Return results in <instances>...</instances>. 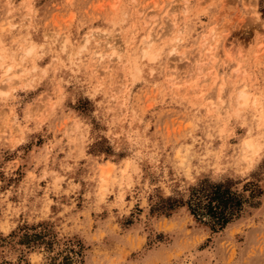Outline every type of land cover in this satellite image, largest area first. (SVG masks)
<instances>
[{
  "label": "rangeland",
  "instance_id": "374dc122",
  "mask_svg": "<svg viewBox=\"0 0 264 264\" xmlns=\"http://www.w3.org/2000/svg\"><path fill=\"white\" fill-rule=\"evenodd\" d=\"M0 49V264H264V0H0ZM203 180L256 196L218 232L155 211Z\"/></svg>",
  "mask_w": 264,
  "mask_h": 264
},
{
  "label": "trees",
  "instance_id": "16d2710c",
  "mask_svg": "<svg viewBox=\"0 0 264 264\" xmlns=\"http://www.w3.org/2000/svg\"><path fill=\"white\" fill-rule=\"evenodd\" d=\"M255 196L254 188H250V194L246 198L243 194L232 190L228 181L211 183L203 180L190 188L185 200L167 198L154 209L158 214L168 217L177 208L185 207L196 222L209 227L212 232H218L238 219L246 205L251 206L250 202ZM34 238L38 240L40 237L35 235ZM63 262L71 263L69 257H64Z\"/></svg>",
  "mask_w": 264,
  "mask_h": 264
},
{
  "label": "bare ground",
  "instance_id": "6f19581e",
  "mask_svg": "<svg viewBox=\"0 0 264 264\" xmlns=\"http://www.w3.org/2000/svg\"><path fill=\"white\" fill-rule=\"evenodd\" d=\"M177 28V22L176 20H173L172 21V30H178L176 29ZM94 34L90 35L89 37L87 36L85 39H84V44L85 45H88V44H91V40L94 39ZM152 36V35H151ZM147 37L143 40L142 42V46L140 47L139 49V52H140V59L142 61H146V60H149L154 58L153 56H155V51L156 50V46H160L161 43L164 41V36L165 35H162L159 37V35H155L154 37ZM93 37V38H92ZM100 39L98 38V41L96 40L95 41V45L97 47H99L101 45V41H99ZM93 42V41H92ZM104 45H105V50L103 49V51H95L93 54V57H92V61H96V62H99V61H102L104 60L105 58H110V59H113V61H116V62H121L122 61V56H121V52L124 51V50H128V45H124L123 47L121 46V48H117V44H113L112 41L107 40L104 41ZM92 45V44H91ZM173 51L175 52L176 51V48L173 49ZM172 51V52H173ZM0 61H1V64L0 66L2 67L3 64L6 63V58L8 56V53L5 51L3 52L2 49H0ZM212 52V51H211ZM159 53V52H158ZM208 55V54H207ZM211 55L210 51H209V56ZM105 61V60H104ZM112 61V60H111ZM110 65V64H109ZM118 65V64H117ZM96 68V67H95ZM110 67L108 66V69ZM11 69V68H10ZM10 69H7L6 72H8V70ZM94 70V69H93ZM137 70L138 72L141 71L138 67H137ZM105 74V73H104ZM112 73H109V76L111 77ZM191 75V74H190ZM189 75V76H190ZM16 75L12 76L11 78H15ZM240 77V74H236L234 76L235 79L239 78ZM169 81L173 84V83H176V77H175V74H171V76L169 77ZM10 79H6V80H2L1 83L2 85L5 84V82H8ZM5 86V85H3ZM191 88H193V85L191 86ZM1 89V87H0ZM247 89L246 87H243L242 90L239 92L238 94V105L239 106H247L249 105L250 103V100L252 99V97L246 92ZM253 96V95H252ZM251 106V104H250ZM254 107L258 109L259 107V101L255 100L254 101ZM240 108V107H239ZM263 117L262 116H259V120L261 121ZM256 145H254V142L252 140H249L245 143V147L243 149V159L244 161H248L246 160L248 158V155L249 153H251L253 156H254V159L257 157V154H256ZM260 153V152H259ZM250 154V155H251ZM250 159V158H249ZM256 160V159H255Z\"/></svg>",
  "mask_w": 264,
  "mask_h": 264
}]
</instances>
